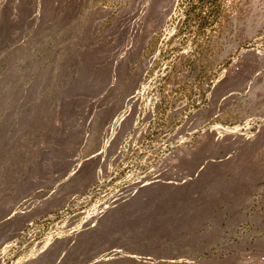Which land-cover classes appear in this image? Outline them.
Returning a JSON list of instances; mask_svg holds the SVG:
<instances>
[{"label":"rangeland","instance_id":"obj_1","mask_svg":"<svg viewBox=\"0 0 264 264\" xmlns=\"http://www.w3.org/2000/svg\"><path fill=\"white\" fill-rule=\"evenodd\" d=\"M257 134L264 0H0V264H264Z\"/></svg>","mask_w":264,"mask_h":264},{"label":"bare ground","instance_id":"obj_2","mask_svg":"<svg viewBox=\"0 0 264 264\" xmlns=\"http://www.w3.org/2000/svg\"><path fill=\"white\" fill-rule=\"evenodd\" d=\"M151 35H152V33L150 32V33H148L146 36H145V39H144V44L151 38ZM142 48H143V44L140 46V48L138 47V49H139V55H140V53H141V51H142ZM137 57V56H136ZM135 90H137L136 88H135ZM197 125H198V123H197ZM262 132V131H261ZM259 134V133H258ZM258 134H257V137L259 138V136H258ZM264 135V134H263ZM262 136V135H261ZM263 140H264V136H263V138H262ZM259 140H261V137L259 138V139H257V141L259 142ZM263 140H261V141H263ZM260 143V142H259ZM256 144V143H255ZM258 144V143H257ZM257 147V146H256ZM248 205H251V200L249 199V204ZM234 233V232H233Z\"/></svg>","mask_w":264,"mask_h":264}]
</instances>
